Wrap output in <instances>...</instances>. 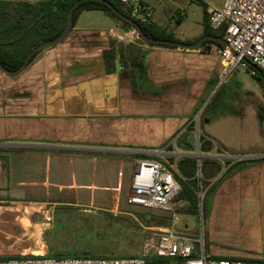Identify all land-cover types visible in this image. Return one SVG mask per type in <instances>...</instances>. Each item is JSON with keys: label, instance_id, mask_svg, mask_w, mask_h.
<instances>
[{"label": "crops", "instance_id": "crops-1", "mask_svg": "<svg viewBox=\"0 0 264 264\" xmlns=\"http://www.w3.org/2000/svg\"><path fill=\"white\" fill-rule=\"evenodd\" d=\"M145 1L153 6L152 22L182 42L205 36L204 10L224 2ZM194 10L198 33L188 37L183 25ZM124 30L103 11L85 9L62 41L41 49L21 72L0 68V257L20 255L29 249L22 237L42 234L33 214L56 206L48 199L52 193L79 206L125 207L124 176L130 174L128 203L136 160L195 152V128L226 154L249 156L230 158L224 168L215 160L223 169L215 189L236 196L244 219L243 207L256 208L264 239V145L215 131L208 113L199 120L223 69L213 45L165 47L144 40L137 42L147 50L144 71L118 56L109 71L103 51L126 43Z\"/></svg>", "mask_w": 264, "mask_h": 264}, {"label": "rangeland", "instance_id": "rangeland-1", "mask_svg": "<svg viewBox=\"0 0 264 264\" xmlns=\"http://www.w3.org/2000/svg\"><path fill=\"white\" fill-rule=\"evenodd\" d=\"M189 12L183 31L191 37L198 33L199 12ZM100 14L103 16V13ZM207 113L215 131H223L227 137L240 136L244 143L246 140L259 142L263 147L264 85L248 68H237L224 81L219 79L218 85L200 109L199 120ZM194 151H198L197 143ZM206 159L211 158H202V161ZM205 179L203 186L206 198L202 218L198 214L178 213L179 229L193 236L204 233L206 249L211 255L263 258L264 239L260 238L258 232L260 224L257 225L255 218L256 208L243 207V214H247V219H244L239 212L236 196L229 198L221 189L216 190L218 181L211 189L209 184L213 180ZM129 185L130 174H125L122 204L126 206L121 205L118 209L102 207L98 201L92 204L94 208L79 206L75 200L64 197L63 193H52L48 199L56 201V206H47L33 214L34 220L42 223V234L22 237L24 247L29 249L17 254L93 251L109 256L140 255L146 236L145 227L159 225L148 220H153L154 214L171 216V212L128 204L124 195ZM38 193L46 194L45 191ZM45 210L50 211L46 213Z\"/></svg>", "mask_w": 264, "mask_h": 264}, {"label": "built area", "instance_id": "built-area-1", "mask_svg": "<svg viewBox=\"0 0 264 264\" xmlns=\"http://www.w3.org/2000/svg\"><path fill=\"white\" fill-rule=\"evenodd\" d=\"M120 1L138 23L153 21V6L147 1ZM207 12L211 28L218 30L223 27V38L229 44V47L213 45L223 68L221 82L237 68H248L253 75H264V0H224L220 6L210 4ZM122 39L126 43L144 41L139 29L133 25L124 30ZM196 122L194 120L193 124ZM195 129L198 147L195 152L208 154L213 160H220L224 168V162L230 159L225 158L228 154L220 150L215 141ZM205 140L210 144V149L203 152L201 146ZM172 155L161 159L140 158L135 162L128 203L171 212L166 224L145 227L146 236L140 255L56 257L44 253L24 254L23 257H0V264H146L151 257L174 259L180 261V264H264L252 260L214 257L207 252L204 233L193 236L179 229L175 197L181 190V184L177 174L183 179L185 177L179 172L178 162L186 156L178 151H174ZM196 160L198 183L195 193L198 217L202 218L206 198V189L203 186L204 160L201 157H196ZM222 170L219 171L220 175ZM219 173L210 178L213 180L210 186L219 179ZM47 219L50 220L49 217Z\"/></svg>", "mask_w": 264, "mask_h": 264}, {"label": "trees", "instance_id": "trees-1", "mask_svg": "<svg viewBox=\"0 0 264 264\" xmlns=\"http://www.w3.org/2000/svg\"><path fill=\"white\" fill-rule=\"evenodd\" d=\"M78 0H0V63L8 70H16L23 63L28 52L36 45L56 38L64 30L67 14L70 7ZM111 3L121 13L132 17L131 12L125 8L120 0H105ZM102 0H83L74 9L73 26L75 25L80 13L85 9L101 10L110 17L121 22L123 28L128 29L132 26L127 20L121 18L113 9ZM203 35L224 36V28L213 30L210 26L209 14L204 10ZM72 26V28H73ZM143 32L153 38L180 41L172 31L157 24L139 22ZM199 39V38H198ZM196 39V40H198ZM193 42V40H185ZM150 45L165 47H175L174 45L146 42ZM212 45L222 46L221 43L212 39H205L197 47L204 46L210 49ZM41 50L35 52L28 64ZM107 70L114 69V60L118 56L122 62L130 61V64L139 71L145 70V58L147 50L138 43H119L118 46L112 45L103 51ZM263 83L262 74L255 75ZM193 149L190 143H187ZM203 151L210 149L208 141H203L201 146ZM178 169L182 176L177 174L181 184V190L175 197V210L178 213L185 212L193 215L198 214L197 197L195 189L197 187V160L194 157H185L178 162ZM220 171V166L215 160L206 159L203 161V174L206 178L215 177ZM215 183L211 189L214 188ZM205 211V205H204ZM170 215L154 214L153 221L156 224H166ZM56 257H107L106 254H97L93 251H73L48 253ZM23 257L25 255H12L6 257ZM217 258L243 259L264 263V258H254L249 256H230L213 255ZM146 264H180V261L168 258L151 257Z\"/></svg>", "mask_w": 264, "mask_h": 264}, {"label": "water", "instance_id": "water-1", "mask_svg": "<svg viewBox=\"0 0 264 264\" xmlns=\"http://www.w3.org/2000/svg\"><path fill=\"white\" fill-rule=\"evenodd\" d=\"M83 0H78L76 1L69 9L68 14H67V20H66V24L64 27V30L62 31V33L57 36L54 39L51 40H47L44 41L38 45H36L35 47H33L28 54L26 55L23 63L19 66V68H17L16 70H8L6 69L1 63H0V68L3 69L4 71L8 72V73H12V74H16L21 72L26 65L28 64L30 58L33 56V54L41 49H44L46 47L52 46L60 41H62L71 31L72 26H73V13H74V9L75 7ZM105 1V0H102ZM112 9L114 12H116L121 18L127 20L129 23H131L133 26L137 27L141 33L142 38L146 41V42H151V43H160V44H168V45H174V46H180V47H185V48H194L197 47L201 44L202 41H204L205 39H212L215 41H218L219 43H221L223 46L225 47H229L228 42L223 38V37H219V36H215V35H205L203 37H201L199 40L192 42V43H188V42H182V41H173V40H168V39H159V38H153V37H149L147 36L143 30L140 28L139 23L133 19L132 17H129L123 13H121L120 11H118L111 3L105 1ZM262 79L264 82V75H262ZM182 154L186 157H201V158H210V155L205 154V153H197V152H182ZM221 156V155H219ZM223 156V155H222ZM218 157V156H217ZM236 158V159H242L243 157H249V156H240V155H228L225 156V158ZM259 157H262L261 155H259Z\"/></svg>", "mask_w": 264, "mask_h": 264}, {"label": "bare ground", "instance_id": "bare-ground-1", "mask_svg": "<svg viewBox=\"0 0 264 264\" xmlns=\"http://www.w3.org/2000/svg\"><path fill=\"white\" fill-rule=\"evenodd\" d=\"M36 231H39V226L36 227Z\"/></svg>", "mask_w": 264, "mask_h": 264}]
</instances>
